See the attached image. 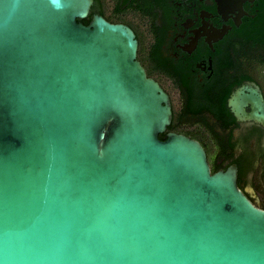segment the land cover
Listing matches in <instances>:
<instances>
[{
    "label": "water",
    "instance_id": "obj_1",
    "mask_svg": "<svg viewBox=\"0 0 264 264\" xmlns=\"http://www.w3.org/2000/svg\"><path fill=\"white\" fill-rule=\"evenodd\" d=\"M93 0H0V264H264V210L169 132Z\"/></svg>",
    "mask_w": 264,
    "mask_h": 264
},
{
    "label": "flooded vegetation",
    "instance_id": "obj_2",
    "mask_svg": "<svg viewBox=\"0 0 264 264\" xmlns=\"http://www.w3.org/2000/svg\"><path fill=\"white\" fill-rule=\"evenodd\" d=\"M89 15L133 31L137 61L168 96L163 136L197 141L211 174L235 166L264 210V0H93Z\"/></svg>",
    "mask_w": 264,
    "mask_h": 264
},
{
    "label": "trees",
    "instance_id": "obj_3",
    "mask_svg": "<svg viewBox=\"0 0 264 264\" xmlns=\"http://www.w3.org/2000/svg\"><path fill=\"white\" fill-rule=\"evenodd\" d=\"M90 19H91V15H89L87 18H85L83 20H78V21H81L84 25H87L89 23ZM260 40L262 41V43H264V33L263 32L260 35ZM159 139L164 140L165 136H163V134H160Z\"/></svg>",
    "mask_w": 264,
    "mask_h": 264
}]
</instances>
